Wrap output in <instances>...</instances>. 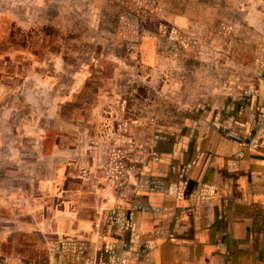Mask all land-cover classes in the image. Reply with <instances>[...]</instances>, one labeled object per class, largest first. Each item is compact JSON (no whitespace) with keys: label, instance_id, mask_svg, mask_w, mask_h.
<instances>
[{"label":"rangeland","instance_id":"obj_1","mask_svg":"<svg viewBox=\"0 0 264 264\" xmlns=\"http://www.w3.org/2000/svg\"><path fill=\"white\" fill-rule=\"evenodd\" d=\"M257 189L264 0H0V264H139L213 220L253 236Z\"/></svg>","mask_w":264,"mask_h":264},{"label":"crops","instance_id":"obj_2","mask_svg":"<svg viewBox=\"0 0 264 264\" xmlns=\"http://www.w3.org/2000/svg\"><path fill=\"white\" fill-rule=\"evenodd\" d=\"M252 195L260 197L264 195V190H254ZM144 196L148 205L154 209L150 210L149 215L143 219L142 227L151 228L158 223L153 215L158 208L160 211L168 209L167 200L160 192L148 193ZM157 201L161 203L159 206L155 204ZM260 208L264 210L262 206ZM163 223H167V218ZM246 225H248L247 221L246 224L234 222L232 225L227 223L225 225L213 220L200 227L198 231L196 225L194 231L187 237L147 238L142 243H149L151 249H147L149 252L142 254L137 262L139 264H264V222L258 220V223L254 224L253 236L246 232L248 228Z\"/></svg>","mask_w":264,"mask_h":264}]
</instances>
